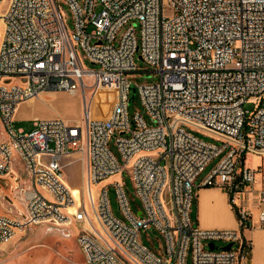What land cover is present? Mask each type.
Listing matches in <instances>:
<instances>
[{
	"label": "built area",
	"instance_id": "obj_1",
	"mask_svg": "<svg viewBox=\"0 0 264 264\" xmlns=\"http://www.w3.org/2000/svg\"><path fill=\"white\" fill-rule=\"evenodd\" d=\"M3 1L0 178L9 180L23 209L0 212V243L34 224L56 225L69 236L71 226L83 223L76 236L83 264H188L189 255L192 264H241L249 258L251 241L240 230L202 228L192 210L198 186L222 187L244 229L254 223L241 199L256 192L264 225V179L255 191L260 168L246 164L247 154L264 153V0H65L72 27L59 0H10L2 10ZM79 51L97 68H85ZM138 54L148 69L139 68ZM138 72L157 79L139 82ZM88 76L115 89L107 117L88 109L83 124L55 116L34 119L29 131L13 126L21 102L49 90L85 93ZM133 87L154 124L140 111L130 115ZM76 152L83 153L89 184L131 166L139 212L115 179L101 186L96 202L91 198L96 227L64 173L63 158ZM111 185L122 218L113 212ZM152 228L159 233L154 248L141 238ZM216 241L232 245L211 249Z\"/></svg>",
	"mask_w": 264,
	"mask_h": 264
},
{
	"label": "rangeland",
	"instance_id": "obj_2",
	"mask_svg": "<svg viewBox=\"0 0 264 264\" xmlns=\"http://www.w3.org/2000/svg\"><path fill=\"white\" fill-rule=\"evenodd\" d=\"M9 1L10 0L3 1L1 6L2 10L8 6ZM59 1L63 5V9L68 13V22L72 27L73 22L69 6L66 4L65 0ZM126 28L127 25L119 30L116 43H118ZM2 32L3 22L0 20V40ZM139 32L140 27L139 24H137L138 35ZM79 55L85 68H97V65L92 63L83 52L79 51ZM136 60L140 69H148L150 67L144 60L139 58V54L137 55ZM134 79L139 82H150L156 80L157 75L153 72H138ZM84 82L86 84L85 93L81 88L77 90L76 93H70L64 90H49L42 92V95L39 97H34L23 103V108L20 109L19 107L15 114L13 122L14 127L18 129L22 126L24 130L29 131L33 127L34 119L55 116H61L71 124H83L85 123L86 112L88 109L93 116L107 117L113 105L115 89L106 86H98L95 83L94 78L89 76L84 78ZM252 106L251 103H246L247 108H252ZM128 109L131 116H133L136 111H140L144 114L149 124H154L153 120L147 115L137 92L134 96H132L131 92ZM2 131L3 127L0 121V137L3 138L5 135ZM193 132L207 141L215 142L217 144L222 143L220 140L207 133L197 130H194ZM112 148L115 152H118L117 146L113 144V142ZM255 158L256 160L258 159V157ZM218 159L219 157H215L208 163L200 174V179L204 178L209 172H211ZM62 163L69 185L71 184V186L77 188L79 191V198H76L77 206L82 207L84 201L85 208L91 217L93 224L96 227H100L94 214L91 198L96 202L102 184H92V186H90L91 184L88 182L82 152H76L74 155L64 157ZM246 163H252L249 154L246 156ZM15 166L20 168L17 161L15 162ZM115 179L124 182L132 206L135 211L139 212L141 201L135 194L132 167L127 166L122 174H118L108 180H110L109 182H112ZM8 181L9 180L0 178V212L17 215V211L23 209V201L18 195H16V192L13 191L10 186H7ZM48 197L50 198V196ZM110 200L113 212L118 217L122 218L123 213L119 208L117 196L112 185L110 186ZM86 224L90 225L88 221ZM83 226V223H75L70 227L71 234L69 236H65L62 233L61 228L53 224L39 223L28 226L25 230L17 233L10 240L0 243V264H83L84 257L76 240V236L80 233ZM158 235V231L152 228L150 230V236L142 231L141 238L150 248H154L158 244L156 237ZM215 244L218 246L226 245L222 241H216ZM188 264H192L191 255L188 257Z\"/></svg>",
	"mask_w": 264,
	"mask_h": 264
},
{
	"label": "crops",
	"instance_id": "obj_3",
	"mask_svg": "<svg viewBox=\"0 0 264 264\" xmlns=\"http://www.w3.org/2000/svg\"><path fill=\"white\" fill-rule=\"evenodd\" d=\"M29 100L21 102L17 110L19 107L22 109L23 103ZM19 128H22V126ZM249 155L251 156L252 163L246 164L252 168H260V173L256 176L257 181L253 185L255 191H257L262 186L264 179V153H249ZM255 157H258V159L256 160ZM108 179L98 184H106L110 181ZM202 180L203 178L200 179L198 177L197 184L199 185ZM241 200L252 213V221L254 224L247 228H240L237 214L229 203L227 192L222 187L218 186H198L196 188L192 218L194 222L202 228L240 230L243 238L251 241L249 258L244 260L241 264H264V225H260L258 219V195L256 192L244 194ZM262 206L264 207V203Z\"/></svg>",
	"mask_w": 264,
	"mask_h": 264
},
{
	"label": "water",
	"instance_id": "obj_4",
	"mask_svg": "<svg viewBox=\"0 0 264 264\" xmlns=\"http://www.w3.org/2000/svg\"><path fill=\"white\" fill-rule=\"evenodd\" d=\"M132 96L135 95V93L137 92V89L135 87L132 88ZM231 243H228L227 245L225 246H218L216 245L215 243H210L209 246L211 249H220V248H223V249H229L231 247Z\"/></svg>",
	"mask_w": 264,
	"mask_h": 264
},
{
	"label": "bare ground",
	"instance_id": "obj_5",
	"mask_svg": "<svg viewBox=\"0 0 264 264\" xmlns=\"http://www.w3.org/2000/svg\"><path fill=\"white\" fill-rule=\"evenodd\" d=\"M0 20H1V19H0ZM1 21H2V20H1ZM75 93H76V92H75ZM90 186H92V184H91ZM70 188H71V190H72V192H73L75 198H79V191H78V189L75 188V187H73V186H71V184H70Z\"/></svg>",
	"mask_w": 264,
	"mask_h": 264
}]
</instances>
